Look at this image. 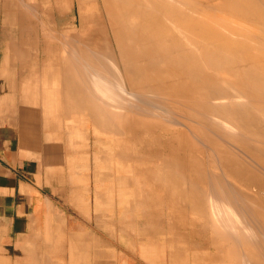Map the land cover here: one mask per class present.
<instances>
[{
	"label": "bare ground",
	"instance_id": "6f19581e",
	"mask_svg": "<svg viewBox=\"0 0 264 264\" xmlns=\"http://www.w3.org/2000/svg\"><path fill=\"white\" fill-rule=\"evenodd\" d=\"M100 1L102 10L93 0H45L37 10L59 24V69L77 98L84 82L94 135L110 137L98 160L124 172L120 185L135 186L140 202L163 201L175 233L187 220L206 233L210 264H264V0ZM184 231L170 264H189ZM96 252L94 264L112 259Z\"/></svg>",
	"mask_w": 264,
	"mask_h": 264
},
{
	"label": "crops",
	"instance_id": "0c3cea01",
	"mask_svg": "<svg viewBox=\"0 0 264 264\" xmlns=\"http://www.w3.org/2000/svg\"><path fill=\"white\" fill-rule=\"evenodd\" d=\"M43 2L0 0V264H94L97 249L113 254L107 264H170L184 230L175 233L178 224L172 228L167 223L165 203L157 208L140 202L136 187L117 184L115 173L93 177L84 82L77 98L59 69V24L54 19L44 22L37 13ZM65 25L80 28L75 22ZM70 41L65 35L66 66ZM75 137L80 139L71 141ZM96 193L103 206L97 207ZM101 215L105 222L96 219ZM155 221L159 225L154 227ZM124 226L131 228L124 233ZM196 239L194 247L189 242V249L182 250L190 264L194 257L197 264L204 249Z\"/></svg>",
	"mask_w": 264,
	"mask_h": 264
},
{
	"label": "rangeland",
	"instance_id": "374dc122",
	"mask_svg": "<svg viewBox=\"0 0 264 264\" xmlns=\"http://www.w3.org/2000/svg\"><path fill=\"white\" fill-rule=\"evenodd\" d=\"M96 2L98 5V8H96L97 10H102V2L100 1V0H93V2ZM94 2V3H95ZM9 28H10V31H11V28L12 27H10L9 26ZM89 125H90V130L92 131V134H93V136H92V138H91V161L93 162V177L96 179V178H98V177H100V176H103V177H106L107 178V176H108V173H106V172H111V173H115L116 174V181H117V184H119L120 185V181H125V173L124 172H120V173H118V171L116 170V168L115 167H113V166H115L114 165V163H113V165H111L110 166V163H109V161H106V160H104V159H101L100 161L98 160V158H97V153H99V151H100V147H101V145L100 144H102V142H105V140L106 139H109L110 137H109V135H100V136H98V135H94V130H93V128H92V126H91V123L89 122ZM108 137V138H107ZM105 139V140H104ZM113 146V145H112ZM103 147V146H102ZM112 148H114V147H112ZM106 173V174H105ZM102 174V175H101ZM110 176H111V174H110ZM76 177H79V176H76ZM157 191H159V190H157ZM190 223L191 225H188V224ZM186 224L187 225H185L186 227H184V226H182L181 225V228L184 230V228H186V230L185 231H187V236L190 234V233H192L193 231L191 230V229H193V227H192V225L194 226H196V224H193V223H191V222H189V220H187V222H186ZM189 226H191V228H189L188 229V227ZM194 226V231H198V237H197V239H198V241H202V240H204L203 241V245L205 246L204 247V249H203V253L201 254V255H199V260L198 261H202L201 263L202 264H210L211 262H212V259H211V257H212V253H211V251H209L208 252V250L206 249V245H208L207 244V241H205L206 239H203V237L206 235V233H203V237H201L202 236V233L197 229V230H195V228H199L198 226H196L195 227ZM189 230L190 231H192V232H190L189 233ZM200 233H201V235H200ZM186 234V233H185ZM205 234V235H204ZM192 235V234H191ZM190 236V235H189ZM205 238V237H204ZM204 242H205V244H204ZM5 251H9V250H7V249H4ZM15 249H13L11 252H13V253H15ZM196 262V259L194 260L193 259V264ZM190 264V263H189Z\"/></svg>",
	"mask_w": 264,
	"mask_h": 264
}]
</instances>
